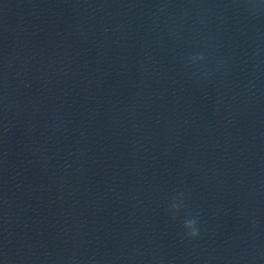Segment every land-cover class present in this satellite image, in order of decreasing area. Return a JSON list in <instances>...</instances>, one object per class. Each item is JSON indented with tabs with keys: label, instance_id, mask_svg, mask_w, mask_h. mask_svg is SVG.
<instances>
[{
	"label": "clouds",
	"instance_id": "obj_1",
	"mask_svg": "<svg viewBox=\"0 0 264 264\" xmlns=\"http://www.w3.org/2000/svg\"><path fill=\"white\" fill-rule=\"evenodd\" d=\"M176 207L177 205L173 203L172 208L175 209ZM196 224H197V221L195 219H188L184 221V227L190 230L189 235L192 237H196L199 234Z\"/></svg>",
	"mask_w": 264,
	"mask_h": 264
}]
</instances>
